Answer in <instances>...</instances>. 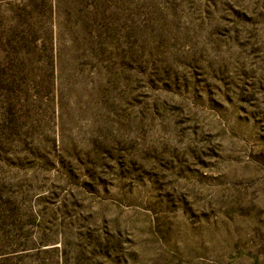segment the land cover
<instances>
[{
  "label": "rangeland",
  "instance_id": "374dc122",
  "mask_svg": "<svg viewBox=\"0 0 264 264\" xmlns=\"http://www.w3.org/2000/svg\"><path fill=\"white\" fill-rule=\"evenodd\" d=\"M0 264H264V0H0Z\"/></svg>",
  "mask_w": 264,
  "mask_h": 264
}]
</instances>
